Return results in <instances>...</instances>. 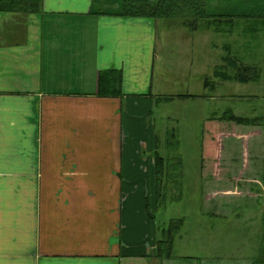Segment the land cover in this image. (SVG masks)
Instances as JSON below:
<instances>
[{
    "label": "crops",
    "instance_id": "crops-1",
    "mask_svg": "<svg viewBox=\"0 0 264 264\" xmlns=\"http://www.w3.org/2000/svg\"><path fill=\"white\" fill-rule=\"evenodd\" d=\"M245 1L212 2L232 17L192 32L252 30L235 10ZM88 4L42 0L36 14L0 13V264L158 261L159 227L149 211L157 203L153 157L166 131H159L153 114L158 101L193 97L161 94L154 87L162 83L155 85L153 76L155 67H185L187 55L177 61L168 49L169 33L158 38L159 19L94 14ZM245 18L248 24L251 18ZM221 48L230 55V45ZM193 55L186 60L191 67L214 71L223 62L221 55L207 64L205 55ZM111 69L119 75L120 93L99 96L98 74ZM205 79L204 89L216 87ZM223 115L208 120L214 142L202 158L213 162L203 168L212 171L215 184L229 187L218 190L220 196L259 197L264 117L248 126ZM234 136L243 140L240 151Z\"/></svg>",
    "mask_w": 264,
    "mask_h": 264
},
{
    "label": "rangeland",
    "instance_id": "rangeland-1",
    "mask_svg": "<svg viewBox=\"0 0 264 264\" xmlns=\"http://www.w3.org/2000/svg\"><path fill=\"white\" fill-rule=\"evenodd\" d=\"M217 1L208 0V3L211 6ZM116 2L89 0L88 7L92 13L113 10ZM235 10L241 16V24L252 30L243 33L241 27H237L231 35L211 34L200 28L194 32L186 30L176 20L159 19L157 24V36L161 41V32L169 33L168 49L175 50L177 61L182 60L184 53L187 58H184L185 67H155L153 83H162V86L154 89L167 96L189 94L196 98L158 101L153 114L159 131H166L159 139V154L165 159L163 182L166 185L156 208L152 204L149 212L159 227L158 239H161L162 228L174 222L178 227L170 229L173 239L171 258L154 262L148 256L143 258L144 264H252L257 253L263 229L264 194L259 197L255 194L232 198L220 196L218 190L229 187L214 183L212 171L203 168L213 159L202 158L204 147L212 141L207 128L213 114L233 112L241 117H264V0H246L245 6L239 5ZM247 15L251 18L248 24L245 21ZM211 44L216 46L214 52L209 51ZM225 44L230 45L231 57L258 68L254 81H222L213 77L212 67L190 66L191 60L196 58L193 54L199 53L200 58L205 55L206 64L213 58L217 60L219 55L227 56L221 48ZM188 59L191 60L186 61ZM220 64L226 65L224 62ZM224 68L230 74L235 73ZM205 77L217 82L214 89L203 88ZM162 79L169 82L163 83ZM239 132L242 131L239 129ZM230 139L238 151L244 146L240 138L234 136ZM253 143L254 140L249 141V147ZM258 189L255 185L251 188L253 193Z\"/></svg>",
    "mask_w": 264,
    "mask_h": 264
},
{
    "label": "trees",
    "instance_id": "trees-1",
    "mask_svg": "<svg viewBox=\"0 0 264 264\" xmlns=\"http://www.w3.org/2000/svg\"><path fill=\"white\" fill-rule=\"evenodd\" d=\"M114 5L116 8L113 10L95 11L93 13L152 20H176L180 26L186 27L190 31L213 20L232 17V15L223 14L221 8H212L208 0H117ZM41 6L42 0H0V13L36 14L41 11ZM223 62L226 65H221L214 69L213 77L215 79L247 83L254 81L258 76L259 70L257 67L244 65L236 57H231L229 54L223 57ZM224 67L234 70L235 73L230 74ZM205 80L211 83L210 79L207 78ZM118 83L119 75L114 70L100 72L97 79V94L99 96L118 95L120 93ZM180 97L194 98L195 96L185 95ZM221 119L248 126H256L263 122L262 117H241L234 115L232 112L224 115ZM209 137L212 140L209 142L213 143L212 135L209 134ZM153 158L155 164L156 199L158 200L165 188L161 183L162 178L165 176L163 168L165 159L160 154H155ZM171 224L167 228H162L161 239L157 240L153 252V257L160 262L169 260L172 256L173 239L170 229L178 226L175 222ZM262 228L260 244L252 264H264V218H262Z\"/></svg>",
    "mask_w": 264,
    "mask_h": 264
}]
</instances>
